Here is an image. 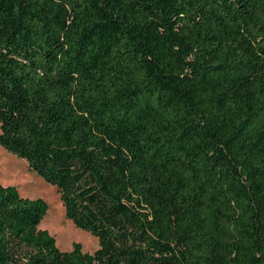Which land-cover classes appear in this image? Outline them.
<instances>
[{"label": "trees", "instance_id": "trees-1", "mask_svg": "<svg viewBox=\"0 0 264 264\" xmlns=\"http://www.w3.org/2000/svg\"><path fill=\"white\" fill-rule=\"evenodd\" d=\"M0 146V264H264V0H0Z\"/></svg>", "mask_w": 264, "mask_h": 264}, {"label": "rangeland", "instance_id": "rangeland-1", "mask_svg": "<svg viewBox=\"0 0 264 264\" xmlns=\"http://www.w3.org/2000/svg\"><path fill=\"white\" fill-rule=\"evenodd\" d=\"M0 186L16 187L21 197L46 202L48 210L39 228L48 231L55 238L56 246L61 252H70L76 243L81 245L84 253L93 254L98 249V240L94 236L76 228L66 219L56 188L29 170L25 160L7 153L1 146Z\"/></svg>", "mask_w": 264, "mask_h": 264}, {"label": "bare ground", "instance_id": "bare-ground-1", "mask_svg": "<svg viewBox=\"0 0 264 264\" xmlns=\"http://www.w3.org/2000/svg\"><path fill=\"white\" fill-rule=\"evenodd\" d=\"M73 229H76V228H73Z\"/></svg>", "mask_w": 264, "mask_h": 264}]
</instances>
